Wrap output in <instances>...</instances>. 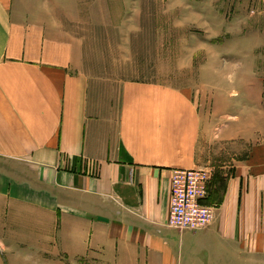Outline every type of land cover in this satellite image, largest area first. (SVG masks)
I'll return each instance as SVG.
<instances>
[{
	"label": "crops",
	"instance_id": "0c3cea01",
	"mask_svg": "<svg viewBox=\"0 0 264 264\" xmlns=\"http://www.w3.org/2000/svg\"><path fill=\"white\" fill-rule=\"evenodd\" d=\"M96 1L0 0V264H264V103L214 142L185 88L90 70L67 27L105 26ZM223 148L211 223L170 228L172 171Z\"/></svg>",
	"mask_w": 264,
	"mask_h": 264
},
{
	"label": "rangeland",
	"instance_id": "374dc122",
	"mask_svg": "<svg viewBox=\"0 0 264 264\" xmlns=\"http://www.w3.org/2000/svg\"><path fill=\"white\" fill-rule=\"evenodd\" d=\"M250 2L96 1L105 26L67 28L84 39L90 70L191 92L215 142L235 113L264 103V27H255ZM219 157L201 167L211 179L231 171L230 154Z\"/></svg>",
	"mask_w": 264,
	"mask_h": 264
},
{
	"label": "built area",
	"instance_id": "2783aa9c",
	"mask_svg": "<svg viewBox=\"0 0 264 264\" xmlns=\"http://www.w3.org/2000/svg\"><path fill=\"white\" fill-rule=\"evenodd\" d=\"M211 176L207 169L172 171L168 226L177 230L201 231L209 226L214 207L204 203Z\"/></svg>",
	"mask_w": 264,
	"mask_h": 264
},
{
	"label": "trees",
	"instance_id": "16d2710c",
	"mask_svg": "<svg viewBox=\"0 0 264 264\" xmlns=\"http://www.w3.org/2000/svg\"><path fill=\"white\" fill-rule=\"evenodd\" d=\"M205 203V202H204Z\"/></svg>",
	"mask_w": 264,
	"mask_h": 264
}]
</instances>
